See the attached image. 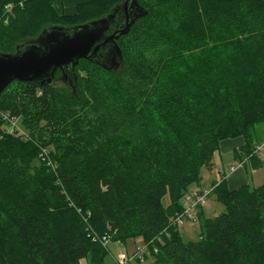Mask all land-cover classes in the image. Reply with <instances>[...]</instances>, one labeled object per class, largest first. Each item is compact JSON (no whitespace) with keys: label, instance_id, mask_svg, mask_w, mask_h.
<instances>
[{"label":"trees","instance_id":"obj_1","mask_svg":"<svg viewBox=\"0 0 264 264\" xmlns=\"http://www.w3.org/2000/svg\"><path fill=\"white\" fill-rule=\"evenodd\" d=\"M121 2L88 0L69 14L54 0H0V52ZM138 2L117 70L81 59L76 92L14 81L1 93L29 135L0 117V264H101L109 240L137 237L160 264H264V183H214L225 210L198 241L172 223L222 140L243 135L262 165L264 0Z\"/></svg>","mask_w":264,"mask_h":264},{"label":"water","instance_id":"obj_2","mask_svg":"<svg viewBox=\"0 0 264 264\" xmlns=\"http://www.w3.org/2000/svg\"><path fill=\"white\" fill-rule=\"evenodd\" d=\"M143 9L138 0H122L102 18L72 27L52 25L21 42L13 53L0 52V95L14 81L52 84L58 70L75 78L81 59L117 70L124 63L118 38L128 33Z\"/></svg>","mask_w":264,"mask_h":264},{"label":"rangeland","instance_id":"obj_3","mask_svg":"<svg viewBox=\"0 0 264 264\" xmlns=\"http://www.w3.org/2000/svg\"><path fill=\"white\" fill-rule=\"evenodd\" d=\"M83 72L85 70H82ZM70 73L63 72L60 70L57 72L53 78L52 84L65 89L68 92H76V84H75V78ZM6 104L4 101H0V114L6 113L8 116L13 119V122H10L9 120L4 119L1 117V126L2 128L7 130L8 132H15L19 131L20 133L25 132L27 136L29 135V129L25 128L22 122L21 117L16 116L12 112L6 111ZM264 126V124H259L256 126V130L258 132V135L262 136L261 128ZM25 136V135H24ZM217 179V172L216 169H208L203 168L202 170V182L205 185H211L213 180ZM264 183V182H263ZM262 183V184H263ZM251 187L259 186L261 184L250 182ZM165 205H168L170 203V196L169 194H166V196L163 199ZM204 217L199 219V221L196 222H190L186 220L183 225L179 226V232L181 234L183 241H198L201 238L202 233V224L205 220L210 219L212 217L217 216L221 212L225 210V206L219 202L216 199V195L212 192L207 201L205 202L204 206ZM196 213V211H194ZM108 247L109 252L105 256L104 262L101 264H118L119 261L126 258H131L129 264H160L156 261V258L154 255L148 256L146 259H140L135 258V252L137 246H144L145 242L142 237L137 238H131L126 240V242H123L121 240H109L108 241ZM82 264H87L86 260H82Z\"/></svg>","mask_w":264,"mask_h":264},{"label":"crops","instance_id":"obj_4","mask_svg":"<svg viewBox=\"0 0 264 264\" xmlns=\"http://www.w3.org/2000/svg\"><path fill=\"white\" fill-rule=\"evenodd\" d=\"M86 1L88 0H54L59 11L69 14L76 12L78 4ZM260 132H262L264 138V126ZM245 141V137L240 135L220 142L219 148L214 154L213 165L217 172V179L213 180L210 187L222 178L225 179L228 187L232 190L247 185L251 186V181L258 184L264 182V152L258 153L262 165L254 167V159L252 160L243 149ZM255 187L257 186L255 185ZM196 188H209V185L203 184L201 180L200 183L191 187V189ZM202 209L204 213V208Z\"/></svg>","mask_w":264,"mask_h":264},{"label":"built area","instance_id":"obj_5","mask_svg":"<svg viewBox=\"0 0 264 264\" xmlns=\"http://www.w3.org/2000/svg\"><path fill=\"white\" fill-rule=\"evenodd\" d=\"M2 117L10 122H13L8 114L2 113ZM264 152V141L258 143L255 147V153ZM214 186L209 188H196L189 190L183 197V211L176 213L173 218V225H183L186 220L190 222L198 221V213L201 208H203L205 202L213 192ZM196 211V213L194 212ZM156 250V249H155ZM151 255L150 249L144 244V246H137L134 257L140 259H146ZM131 258H124L118 262V264H129Z\"/></svg>","mask_w":264,"mask_h":264}]
</instances>
